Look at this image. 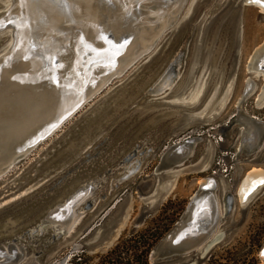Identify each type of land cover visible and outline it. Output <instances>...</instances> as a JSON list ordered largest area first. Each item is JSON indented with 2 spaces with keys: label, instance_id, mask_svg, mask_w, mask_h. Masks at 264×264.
Here are the masks:
<instances>
[{
  "label": "rangeland",
  "instance_id": "obj_1",
  "mask_svg": "<svg viewBox=\"0 0 264 264\" xmlns=\"http://www.w3.org/2000/svg\"><path fill=\"white\" fill-rule=\"evenodd\" d=\"M244 2L186 0L177 20L152 48L0 174V215L8 214V219H13L12 225L0 230V241L6 242V236H22L30 225L22 220V214H27L34 202L44 200L46 195L56 197L55 202L62 200L74 189L72 180L79 179L76 187L88 184V192L77 205L79 213L72 228L49 245L44 244L47 247L43 252L41 238L33 241L26 234L22 240L27 249L24 262L39 252L43 264L66 254L69 259L65 264H102L110 250L134 234L167 230L165 236L202 185L212 187L217 196L220 219L214 234L224 231L223 240L210 253L227 263L231 254L227 248L245 245L247 250L254 233L264 227V184L248 200L240 197V191L237 193L242 176L254 166L264 168V131L259 132L264 126V104L258 106L256 102L264 85V71L248 68L259 47L262 54L258 53L255 60L264 59V11L253 2ZM10 4L11 0H0V12ZM180 34L184 38L178 44ZM12 40V28L1 29L0 52ZM166 59L172 64L177 60L178 66L168 65L160 83ZM146 76L153 80L145 84L144 91L151 93L153 89L159 94L138 98L140 95L134 92ZM245 116L257 117L259 123L253 125ZM215 125H221L223 140L222 135L209 133ZM128 132L130 138L134 135L133 140H126ZM198 132L205 135L188 146L186 156L170 153L164 159L170 146ZM147 133L148 142L144 140ZM151 146L155 148L149 152ZM221 149L234 153L228 175L214 172L223 154ZM140 162L139 170L119 180ZM227 193L231 203L228 211L224 199ZM39 223L35 221L29 229H37ZM32 235L31 239L36 238ZM260 242L263 245L264 234ZM75 243H81V247L73 252ZM262 245L249 257L264 261L262 250L259 255ZM199 249L179 260L198 259ZM115 259L105 264H118Z\"/></svg>",
  "mask_w": 264,
  "mask_h": 264
},
{
  "label": "bare ground",
  "instance_id": "obj_2",
  "mask_svg": "<svg viewBox=\"0 0 264 264\" xmlns=\"http://www.w3.org/2000/svg\"><path fill=\"white\" fill-rule=\"evenodd\" d=\"M163 1L164 0H134L133 1L134 5H132L129 9V12L130 13L132 12L133 15L125 17L124 15L125 13H127V9L125 8V6L128 0H118L119 9L121 11L120 18H121V22L123 23L119 22V20L118 21L116 20L117 22H115L116 27L114 31L118 30V37H127V36L130 37L131 43L127 48V50L123 53L124 55L122 54L123 56L112 59V63L115 64L114 67L112 66L110 68V65L97 63V64H93L90 67L89 72L86 69V73H85V70L81 69V64H79V62H77V60L74 57L75 55L74 50L69 51L68 54H64L62 52L67 48L65 47V45L68 43L70 50V46L72 42L71 38L69 39L68 37L62 39L61 38L62 34L64 33L67 35L69 34L70 36H72V39L75 35H77V32L75 31L76 29L75 26L72 27V29L69 31H64V33L62 31L63 28H60L61 26L66 27V21L69 20V18H67L68 10L65 9L67 5H65L62 2L60 3L62 4V6H57V7L54 6L53 9H51V0H29V3L27 4L24 3V0H12L11 6H9V8L4 12V14L0 16V24L8 23L12 27L14 34L10 46L0 55V68L3 67V69L0 70V76H4L5 71H7V68L5 67H7L8 65L5 63V60H7V58L9 59V56L16 57L17 60H21L20 56L21 55L23 56L24 53L23 50L25 49V43L27 41L26 28H24V24L22 21L24 20L25 16L28 18L26 25L28 26L30 31L29 33L30 43H26V45H28V50H29L28 52H30L29 55H31V58L29 59L30 63L27 66V71L28 73H32L30 69H32L33 72L35 70V73L37 69L42 71L40 75L38 74L39 76L37 77L38 80L37 84H40L42 86V90H48L49 88L50 89L52 88L48 86L49 81L46 80L45 78L47 76V71L44 69V67L41 66L42 62L44 63V65H47L48 67L51 66L49 54L50 53L53 54L52 61L57 66L62 64L66 65V67H63L62 69L61 68L53 69L54 74L56 75V79L59 78L60 80L59 83L61 88L57 89L55 85L53 87L52 90L53 96L60 95V97L53 104L49 103V107H50L49 114H47L46 117L41 116V111L45 106L43 101H40L36 104L38 108L35 106V103H33L34 114L32 115V119H31L32 121L30 120L31 122H29V124L28 123L24 124V127H28L25 125L30 126L34 124V122L38 121L47 124L45 125L47 126L46 129H48L46 130V133L52 131L61 121H63L68 115H70L75 109H77L85 100H87L91 95H93L96 91H98L113 76L114 73H118V75L122 73L125 70V68H127L130 64H132L146 50L151 48L154 42L156 41V39L162 33V31L176 19L179 8L181 6V0H173V3L171 2V0H165L168 2V6L166 5V10H165L168 13L163 16L156 17L159 8L162 7V5L164 4ZM242 1L244 2V0ZM246 1L255 3L262 11H264V5L262 4L264 0H246ZM115 2H116L115 0H111V2L109 3H111L112 5L113 4L116 5ZM99 4L101 5V2H99ZM63 8L66 11L65 12L66 15L62 12L63 10H61ZM41 15L44 17H41ZM93 15L96 17H86L87 19L85 21L86 26L91 25L90 34L92 38L98 34V32L102 29L103 25H106L105 24L106 20L109 19L108 16L105 17L104 20L101 19L99 11H97L96 14ZM73 16L74 18L76 17L75 13L73 14ZM133 17L135 18L134 19L135 24L132 27L130 22H133ZM112 19H114V17ZM136 20H138V22H136ZM139 20L144 21V23L143 22L139 23ZM10 21H13L14 23H10ZM64 29L66 30V28ZM137 32L141 34L139 35V37L135 38ZM78 43H77L78 47L81 45L82 47L84 46V48H87V44L82 45L83 42H78ZM101 45H105V44H101ZM38 46H43L42 52H39ZM259 50L262 51L263 49H261L260 47L258 48L256 54H254L253 57L250 59L248 68L249 69L258 68L264 71V59L260 58L258 62H256L255 60L256 57L259 56L258 53H261L258 52ZM174 63L176 64V66H178L177 60H174ZM13 66H15V68L17 69L19 68L18 65L16 64H14ZM87 72L89 74H87ZM42 78H44V81H41ZM75 81L76 82L80 81L82 85H84V88L80 89L75 84L76 83ZM70 90H72L73 92L68 95L67 93ZM150 91L151 93H153L154 90L150 89ZM247 94L248 91L244 94L242 99H244L247 96ZM36 95L37 96L35 99L39 98L38 94ZM256 99L258 106L264 104V85L263 88L260 90V92L257 94ZM51 112L52 114H50ZM245 117L248 119V122L252 123L253 125L259 123L257 117L254 116H245ZM253 118H255L256 120L251 122ZM5 119H6V112H2L0 114V124L4 123ZM229 123H227L226 126H228ZM220 127L221 125L215 126L213 128L214 133L216 134L220 133L221 132L219 130ZM21 129H23V124ZM42 129L43 128L39 129V131ZM247 129H248V123L246 124V127L243 130L244 135L246 134ZM7 130L8 131L6 130L4 132L2 131L3 133L0 130V136L2 138L0 150L2 151V155L7 154L2 149L5 146H9L14 140V129L12 127H8ZM42 132L43 134L40 135L39 138L45 135L44 133L45 131L42 130ZM201 137L203 136L192 135L186 138L185 141L188 140L190 145L195 140H200ZM37 139H35V142ZM175 144L179 146V144H182V142L179 141V143H175ZM151 148L153 149L155 147L151 146ZM149 152H151L150 149ZM237 156H239V152ZM16 159L17 158L14 155H12L4 160H0V173L6 170ZM124 167L127 168L126 164ZM134 169L135 168H132V170ZM261 181H264V168L260 166H254L246 174V176H242V178L240 179V182L238 183L237 186V193L238 191H240L239 192L240 197H242V199L244 200H247L259 186L264 184L261 183ZM214 182H216L215 179ZM86 185L84 184L74 187V189L71 190L68 195L66 196L64 195L62 200L56 201L54 205H51L47 210H45L38 218V220H36V223L40 222L39 225L36 227L37 229L41 228L40 231H37V229L35 230L29 229L27 237L33 241L41 238L42 242L40 246L42 249L43 245L48 243L54 236L60 235L64 231V229L68 227L67 225H70L71 220L76 219L77 213H79L78 212L79 207H77V205L83 199L84 194L88 192V190H86ZM202 188L205 189L209 187L202 185ZM212 189L213 188L211 187L209 188V191H207V193L209 194L206 200H204V204H203L204 210L202 211V214L205 216V220L209 221L207 227L211 225L212 222L217 221V218L218 220L220 219L218 205H216L217 196ZM79 191H84V192L79 193L78 196L75 197L72 200V202L68 204L69 207L66 213L69 214L68 215L69 217L62 215V213L57 215V217L62 216V219L67 217L64 222L56 221L52 218H47L48 215H45L46 211H48L49 209L53 211L60 210V206L67 203V201L72 196L77 194ZM197 195L198 193L196 194V196ZM224 199L226 204V211H228L230 209L228 193L226 194ZM32 234H34V237L36 238L31 239V237L33 236ZM219 234L222 235L221 231H218L217 233L214 234L215 235L213 236L214 239ZM23 239H25V236H20L18 238L20 242H22ZM214 239L211 240V242H213ZM8 241H10V239H8ZM262 253H264V250H262ZM262 253L261 256L262 258H264V254Z\"/></svg>",
  "mask_w": 264,
  "mask_h": 264
},
{
  "label": "water",
  "instance_id": "obj_3",
  "mask_svg": "<svg viewBox=\"0 0 264 264\" xmlns=\"http://www.w3.org/2000/svg\"><path fill=\"white\" fill-rule=\"evenodd\" d=\"M115 1H116L115 2L116 5L113 4L114 5L113 6L111 3L108 2V0H51V9H53L54 6L55 7L62 6V4H60L62 2L65 5H67V7H65V9L68 10L67 11V18H69V20L66 21V27L61 26L60 28H63L62 31L64 33V31H69L72 29V27L75 26V28H76L75 31L77 32V35H75L72 39V36H70L69 34L68 35L65 33L62 34V36H61L62 39L63 38L65 39L66 37H68L69 39L71 38V40H72L70 50H69V45H68L69 43H68L65 45V47H67V48L65 50H63L62 52L64 54H68L69 51L74 50V54H75L74 57L77 60V62H79V64H81V69L85 70V73H86V69L89 72L90 67L93 64H97V63H101L104 65H110V68L112 66L114 67L115 64L112 63V59L116 58V57L118 58V57L123 56L124 55L123 53L127 50V48L129 47V45L131 43L130 37H128V36L127 37H118V30L114 31L115 27H116L115 22H117L118 20H119V22H121V18H120L121 17V11L119 9V3H118V0H115ZM133 1L134 0H128V2H126L125 8L127 9V13H125V15H124L125 17L133 15L132 12L131 13L129 12L130 7L132 5H134ZM99 2H101V5L99 4ZM163 2H164V4L162 5V7L159 8L156 17H160V16H163V15L168 13L165 11L166 5L168 6V2L165 0ZM171 2L173 3V0H171ZM185 2H186V0H181V6L179 8L176 19L171 24H173L177 20L179 13L181 12ZM257 2H259V1H257ZM11 4H12V0H11ZM11 4L9 6H11ZM262 4L264 5V2H262ZM122 5H124V4H122ZM9 6L0 12V16L4 14V12L9 8ZM61 10H63L62 12L66 15V13H65L66 11L64 10V8ZM70 10H71V12H70ZM97 11H99L101 19L104 20V18L107 16L109 17V19L106 20V23H105L106 25H103L102 29L98 32V34L92 38V36L90 34L91 25L86 26L85 21L87 19L86 17H96L93 14H96ZM74 13L76 15V17H75L76 19L73 16ZM41 17H44V16L41 15ZM113 17H114V19H112ZM134 17H133V22H130L132 27L135 24V20H134L135 18ZM27 20H28V18L25 16L24 20H22V21L24 24V28H26V37H27L26 43H30V36H29L30 31H29L28 26L26 25ZM136 22H138V20H136ZM141 22L144 23V21L139 20V23H141ZM121 23H123V22H121ZM3 25H5V27H0V30L8 28V27L12 28L8 23H5ZM169 26H167L164 30H166ZM64 28H66V30ZM164 30L162 31V33L164 32ZM140 34L141 33L137 32V35H135V38L139 37ZM12 37H14L13 29H12ZM183 38L184 37H182L181 34L177 37L178 44H180L182 42ZM157 39H156V41H157ZM78 42H83L82 45L87 44V48H84V46L82 47L81 45L78 47V45H77ZM155 42H154V44H155ZM26 43H25V49L23 50V52H24L23 56L22 55L20 56V59L22 61L17 60L16 57H13V56L10 57L9 56V59L7 58V60H5V63L8 65L7 67H5V68H7V71H5L4 76H0V114L2 112H6V119H5L4 123L0 124V130H1V132L4 129L6 131H8L7 130L8 127H12L14 129V140L12 141V143L9 146H5L2 149L7 154L2 155V151L0 150V160H4V159H6L12 155H14L18 159V157L24 156L25 154L30 152L39 142H41L42 140H44L45 138L50 136L64 122H66V120H68L90 97H92L101 88H103L107 84V82L110 81V79H112V77H114L116 74H118V73H114L113 76L98 91H96L87 100H85L77 109H75L70 115H68L63 121H61L52 131L46 133V130H48V129H46L47 126H45V125H47V124L42 123V122H38V121L34 122V124H32L30 126L25 125L28 127H24V124H26V123L29 124V122L32 121L31 120L32 115L34 114L33 113V108H34L33 103H35V106H36V104L38 102L43 101L45 106L43 107V109L41 111V116L46 117L47 114H49V108H50L49 103L53 104L60 97V95L59 96L58 95L53 96V93H52L53 87L55 85V87L57 89L61 88L60 83H59L60 80H59V78L56 79V75L54 74L53 69L54 68H57V69L61 68L62 69L63 67H66V65H64V64L59 65L60 67L57 66L56 64H54L52 61L53 60L52 59L53 54L50 53L49 57H50L51 66L48 67L47 65H44L43 62L41 63V66L44 67V69L47 71V76L45 78H46V80L49 81L48 86H50L52 88L51 89L49 88L48 90H42V86L40 84H37V82H38L37 77L40 75V73L42 71H40L38 69H37L36 73H35V70L33 72L32 69H30V71L32 73H28V71H27V66L30 63L29 59L31 58V55H29L30 52H28L29 51L28 45H26ZM101 44H105V45H101ZM153 45H152V47H153ZM9 46H10V44H9ZM7 48H5L3 51H1L0 55ZM42 48H43V46H38L39 52H42ZM24 57H28V58L25 59ZM14 64L18 65L19 68L18 69L15 68V66H13ZM168 65H171V68L176 67V64H172V62H170L169 59H166L165 63H164V68H163L161 77H159L160 83L164 79V76H165L164 69ZM88 68H89V70H88ZM2 69H3V67L0 68V70H2ZM174 71H175V69H174ZM13 72H15V73H13ZM88 72H87V74H89ZM14 77H15V79H14ZM152 80H151V78H149V80H148V76H146V78L144 77V79L142 78L141 87L138 89V92H134L135 94L138 93V96L140 95L138 98H140L141 96H145V95L148 98V96L151 97V96H156L157 94H159V93H150L149 90L144 91L145 84H147L148 82H152ZM41 81H44V78H42ZM41 84H43V83H41ZM75 84L80 89L84 88V85H82V83L80 81H77ZM170 84H171V82H170ZM160 87H162V86H160ZM166 89H168V87ZM72 92L73 91L70 90L67 94L69 95ZM36 94H38V96H39V98H37V99H35L37 96ZM133 94H132V96H133ZM132 99H133V97H132ZM36 107L38 108V106H36ZM50 114H52V112ZM254 120H256V119L253 118L251 120V122H253ZM22 124H23V129H21ZM41 128H43L42 130L45 131L44 132L45 135L43 137L39 138V136L43 134L42 130L39 131V129H41ZM144 130H146V129H144ZM144 130H143V132H144ZM260 131H261V133L264 131V126H260ZM130 134L131 133H129V132H128V135L126 134V140L127 141L134 139V135H131V138H130ZM158 136L159 135H155V137H158ZM127 137H128V139H127ZM137 137L138 136H136L135 139ZM155 137H153V138H155ZM35 139H37L36 142H35ZM149 139H150L149 134L148 133L145 134L144 140L148 142ZM1 143H2V138L0 136V145H1ZM148 144H150V142ZM188 146H189L188 140H186V141L184 140V142H182V144H179V146H177L176 144H173L172 146H170L169 150L164 154V159L168 158L170 153L177 154V155L180 154L181 156L182 155L186 156L190 151V148ZM184 147H187L188 149L181 151ZM149 149H152V148L150 147ZM141 151L142 150H140V152ZM134 153H135V155H137L138 151L135 149ZM164 161L165 160H163V163H164ZM14 162H12V163H14ZM141 165H142V162L138 163V165L136 166V168L134 170L130 171L128 174L123 175L119 180L130 177L136 170H139ZM4 171H2L0 174H2ZM78 180H76V179L72 180L74 183L73 187H76L75 181H78ZM92 187H93V185L90 188L92 189ZM65 189H66V187H64L62 190H60V192L58 194H55V196H58L59 194H61L63 192V190H65ZM82 192H84V191H79L77 194L72 196L67 201V203L60 206V210L53 211V210L49 209L50 210V211L48 210L49 213H48V211H46L45 215H48L47 218H52L56 221L64 222L66 220V218L69 217L68 216L69 214L66 213V211L69 207L68 204L71 203L72 200L75 197H77L79 193H82ZM196 194L193 196L194 198L192 197L190 203L188 204L187 210L185 211L183 217L180 220H178V222L176 223L174 228H172L165 236H163L157 242L155 247H153V249L151 251V258H152L151 262L152 263H154V264H196L198 262V259L196 257H194L191 260H181V261L179 260V258L184 256V255H188L189 253L193 252L194 250L198 249L200 246L205 244L202 252L201 251L199 252L200 257H204L207 254V252L213 246L217 245L219 242L222 241V239L224 237V231H221L222 235L221 234L217 235L215 239L213 237V236H215L213 234H214L216 227H217V222H218V218H217V221H214V222H212L211 225H209L208 231H205V233L203 234L201 239L193 242L191 245L188 244V246H185L184 249H182L184 244H186L185 240H184L185 235H183V232H184L183 230H185V221L188 219L189 216H191V214L196 212L195 210L202 208L201 203H204V202H202V197L200 196L201 194L199 192H198L197 196H196ZM55 200H56V197L46 195V197H44V200H42V201L37 200L36 202H34L32 204V206L28 209L27 214H25V213L22 214L23 215L22 220H24L25 222L26 221L30 222V225L22 232V236H25L26 234H28V230L32 226V224L36 220H38V218L41 216V214L44 212V210L51 203H54ZM229 203H230V200H229ZM216 205H217V203H216ZM230 208H231V203H230ZM23 212L24 211H22L21 213H23ZM61 213H62V215L67 216V217L64 219H62V216L57 217V215L61 214ZM9 216H11V215H8V214H5V215L1 214L0 215V230L5 228L6 226L12 225L13 219H11V217H10V219H8ZM74 221L75 220H71L70 225H67L68 227L65 228L64 231L60 235L54 236L52 239L55 240L57 237H61L65 234H67L70 231V229L72 228V224L74 223ZM26 226H27V224L24 225V227H26ZM18 238L15 236H11V237L6 236L4 239V241H6V242L3 243L2 241H0V264H43L42 255H40L39 252H36L34 255H32L30 257V259H28V261L24 262V260L26 259V256H27V252H26L27 249H26V245H24L22 242H20L18 240ZM8 239H10V241H8ZM213 239H214V241L211 242V240H213ZM50 241L47 243V245L50 244ZM46 247L47 246H45V248ZM80 247H81V243H75L73 245L72 251L74 252L77 249H79ZM45 248L43 247L41 252H43ZM261 250H264V243H263V245L259 251V255H260ZM68 259H69V255L66 254L60 260H56V261L52 262L51 264H65L68 261Z\"/></svg>",
  "mask_w": 264,
  "mask_h": 264
},
{
  "label": "trees",
  "instance_id": "obj_4",
  "mask_svg": "<svg viewBox=\"0 0 264 264\" xmlns=\"http://www.w3.org/2000/svg\"><path fill=\"white\" fill-rule=\"evenodd\" d=\"M166 231L167 230L155 233L141 232L134 234L130 238L124 239L114 249L110 250L108 255L105 256L102 264H105V262L116 261L115 258H118V264H152L149 261L150 253L155 244H157V242L163 237V234ZM263 234L264 227L254 233V237L252 234L253 238H250V246L247 250L245 245H241V248L235 245H232V247L227 248L226 250L231 252V254L229 253L230 256L228 257V260H226L227 263L220 262V259L215 253L211 255L207 263L231 264V261L232 264L257 263L258 261L254 256H249L256 247H260L262 245L260 241Z\"/></svg>",
  "mask_w": 264,
  "mask_h": 264
},
{
  "label": "flooded vegetation",
  "instance_id": "obj_5",
  "mask_svg": "<svg viewBox=\"0 0 264 264\" xmlns=\"http://www.w3.org/2000/svg\"><path fill=\"white\" fill-rule=\"evenodd\" d=\"M204 136V135H203ZM208 136V135H207ZM252 136V138H254L255 137V139H256V136H257V134H256V136H254V135H251ZM202 191V192H201ZM207 191H209V188H200V190L199 191H197L196 193H201V195L200 196H202L203 197V199H202V202H204V200H206V198L208 197V194L209 193H207ZM203 204L204 203H201V205H202V208H200V209H198V210H195L196 212H194L193 214H191V216H189L188 217V219L185 221V230H183L184 232H183V235H185V238H184V240H185V243L186 244H184V246H183V248L182 249H184V247L185 246H188V244L189 245H191L193 242H195V241H197V240H199V239H201L202 238V236H203V234L205 233V231H208V228H209V226L207 227V225L209 224L208 222L209 221H206L205 220V216L202 214V211L204 210V208H203ZM186 210H187V208H186ZM185 210V211H186ZM185 211L181 214V216H180V219L183 217V215H184V213H185ZM179 219V220H180ZM224 238V237H223ZM223 240V239H222ZM220 243V242H219ZM205 245V244H204ZM204 245H202V246H200L199 248V251H198V261H199V259H200V261H202V259H204V258H207L206 260H204V261H202L201 262V264H206L208 261H209V259H210V257H211V255L212 254H214V253H210L211 251H212V249L214 248V246L207 252V254L204 256V257H200V255H199V252L201 251L202 252V250L204 249ZM198 249H196V250H194V251H197ZM193 251V252H194ZM192 253V252H191ZM190 254V253H189ZM194 257H191V258H189L188 260H191V259H193ZM198 263V262H197ZM196 263V264H197ZM231 264H232V261L230 262ZM152 264H154V263H152Z\"/></svg>",
  "mask_w": 264,
  "mask_h": 264
},
{
  "label": "built area",
  "instance_id": "obj_6",
  "mask_svg": "<svg viewBox=\"0 0 264 264\" xmlns=\"http://www.w3.org/2000/svg\"><path fill=\"white\" fill-rule=\"evenodd\" d=\"M215 126H219V125H215ZM215 126H211L210 127V130H209L210 134H214V129L213 128ZM198 135H202L203 136V135H205V133L203 134V133L198 132ZM219 135H222L220 137V140H223V134H219ZM190 136H192V135H190ZM190 136H188V137H190ZM188 137H186V138H188ZM221 150L223 151V154L220 157V159L217 160L215 168H214V172L222 171V172H224L225 174L228 175V174L231 173V170L233 169L234 162H233V157L231 155L234 154V153H232V151L229 150V149H224V150L221 149Z\"/></svg>",
  "mask_w": 264,
  "mask_h": 264
},
{
  "label": "snow or ice",
  "instance_id": "obj_7",
  "mask_svg": "<svg viewBox=\"0 0 264 264\" xmlns=\"http://www.w3.org/2000/svg\"><path fill=\"white\" fill-rule=\"evenodd\" d=\"M108 2H111V0H108ZM24 3L25 4L29 3V0H24ZM10 23H14V22L13 21H10ZM0 27H5V25L0 24ZM24 58L27 59L28 57H24ZM14 79H15V77H14ZM261 183H264V181H261ZM262 254H264V253H262Z\"/></svg>",
  "mask_w": 264,
  "mask_h": 264
},
{
  "label": "crops",
  "instance_id": "obj_8",
  "mask_svg": "<svg viewBox=\"0 0 264 264\" xmlns=\"http://www.w3.org/2000/svg\"><path fill=\"white\" fill-rule=\"evenodd\" d=\"M260 133H261V131H259ZM259 132L257 133V135H259ZM255 264H264V261L262 260V261H258L257 263H255Z\"/></svg>",
  "mask_w": 264,
  "mask_h": 264
}]
</instances>
